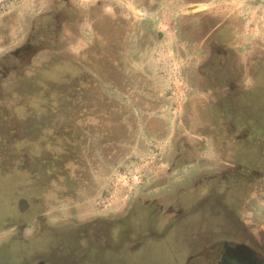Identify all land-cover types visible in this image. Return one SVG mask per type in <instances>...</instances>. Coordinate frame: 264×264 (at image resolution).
<instances>
[{
	"label": "rangeland",
	"instance_id": "obj_1",
	"mask_svg": "<svg viewBox=\"0 0 264 264\" xmlns=\"http://www.w3.org/2000/svg\"><path fill=\"white\" fill-rule=\"evenodd\" d=\"M239 168L244 208L121 264H216L240 221L264 239V0H0L2 260L49 258L36 223ZM15 240L32 247L17 258Z\"/></svg>",
	"mask_w": 264,
	"mask_h": 264
},
{
	"label": "flooded vegetation",
	"instance_id": "obj_2",
	"mask_svg": "<svg viewBox=\"0 0 264 264\" xmlns=\"http://www.w3.org/2000/svg\"><path fill=\"white\" fill-rule=\"evenodd\" d=\"M233 173H236V180L232 179ZM233 173L225 169L217 175L200 174L191 186H179L167 195L137 198L124 212L114 217L87 220L68 218L46 224L36 223L35 231H42L46 236L42 246L49 247V258L24 260L23 263L18 259V262L8 263L4 261L5 256L2 260L0 255V264H121L123 258L129 263L140 262V256L148 246H162L171 235L182 232L184 227L190 228L194 221H202V212L211 210L213 214V210H220L229 216L237 205L244 208L242 204L246 202L236 201L235 195L242 192L240 183H249L247 177L250 170L239 168ZM239 223L238 234L243 241L219 239L216 264H264L261 232L254 226L246 228L241 221ZM15 232L18 234L11 237L22 238L21 227ZM33 241L32 246L37 240L34 238ZM12 244L17 258L21 249L32 247L23 244L22 240L12 241ZM213 252L214 249H211V255ZM192 257L193 254H190L189 258ZM187 259L184 264L191 263Z\"/></svg>",
	"mask_w": 264,
	"mask_h": 264
},
{
	"label": "crops",
	"instance_id": "obj_3",
	"mask_svg": "<svg viewBox=\"0 0 264 264\" xmlns=\"http://www.w3.org/2000/svg\"><path fill=\"white\" fill-rule=\"evenodd\" d=\"M160 248H162L161 247V245L159 246V244H157V245H155V246H152V247H150V246H148L147 248H146V250L143 252V254L140 256V258H144L145 257V255H146V253L149 251H156V253H158V251H159V249ZM145 260V259H144Z\"/></svg>",
	"mask_w": 264,
	"mask_h": 264
}]
</instances>
